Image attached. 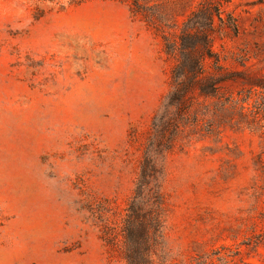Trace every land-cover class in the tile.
I'll return each mask as SVG.
<instances>
[{
	"label": "rangeland",
	"instance_id": "374dc122",
	"mask_svg": "<svg viewBox=\"0 0 264 264\" xmlns=\"http://www.w3.org/2000/svg\"><path fill=\"white\" fill-rule=\"evenodd\" d=\"M224 10L222 93L250 108L264 103V0ZM173 66L128 3L0 0V264H125L95 212L121 222ZM257 125L168 156L171 263L264 264V116Z\"/></svg>",
	"mask_w": 264,
	"mask_h": 264
},
{
	"label": "trees",
	"instance_id": "16d2710c",
	"mask_svg": "<svg viewBox=\"0 0 264 264\" xmlns=\"http://www.w3.org/2000/svg\"><path fill=\"white\" fill-rule=\"evenodd\" d=\"M70 1L80 4L88 0ZM116 1L128 3L132 17L161 39L174 66L171 89L153 117L133 195L121 222L109 224V211L104 208L95 216L104 224L101 239L105 247L119 253L125 264H174L166 252L168 156L186 140L221 139L223 129L259 131L264 103L246 108L250 97L237 100L222 93V85L231 77L219 65L214 41L217 21L222 27L232 24L230 17H223L232 0ZM209 63L213 71H208Z\"/></svg>",
	"mask_w": 264,
	"mask_h": 264
}]
</instances>
